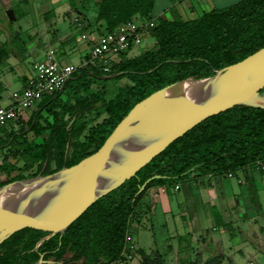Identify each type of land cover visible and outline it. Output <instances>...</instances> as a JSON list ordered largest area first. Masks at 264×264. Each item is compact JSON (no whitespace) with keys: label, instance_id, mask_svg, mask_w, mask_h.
<instances>
[{"label":"trees","instance_id":"obj_1","mask_svg":"<svg viewBox=\"0 0 264 264\" xmlns=\"http://www.w3.org/2000/svg\"><path fill=\"white\" fill-rule=\"evenodd\" d=\"M68 1L77 9H86L90 1L96 3L99 33L133 18L154 19L149 34L156 40L155 47L134 56L129 55L131 49L123 52L121 59L110 64V72L98 65L78 66L64 89L44 95L28 119L0 127V186L29 177L23 172L1 176L10 156L22 158L25 169L37 166L30 176L53 174L96 152L130 110L156 90L187 77L214 75L264 47V0H240L188 20L155 16V0ZM83 20L89 31L92 22ZM8 51L9 47L3 53ZM113 74V79L130 82L108 100L102 86L94 88L93 84L111 80L105 76ZM64 94L68 98H63ZM102 112L107 116L91 125L87 116L96 113L94 120ZM260 162L264 164V109L234 105L177 138L135 176L93 203L63 235L57 233L45 240L38 250L37 243L53 227L31 225L14 233L0 245V264H33L41 255L55 261L43 264H108L121 257L131 224L141 221L150 188L177 185L192 174L225 178L230 172L236 176L242 172L248 183L252 170L264 172ZM154 175L161 177L137 195ZM137 253L142 264H165L160 253L150 256L143 249Z\"/></svg>","mask_w":264,"mask_h":264},{"label":"water","instance_id":"obj_2","mask_svg":"<svg viewBox=\"0 0 264 264\" xmlns=\"http://www.w3.org/2000/svg\"><path fill=\"white\" fill-rule=\"evenodd\" d=\"M6 13L11 21L16 19L12 8ZM263 89L264 47L214 75L187 77L156 90L130 110L96 152L53 174L1 185L0 245L31 225L53 227L37 243L38 250L45 240L63 235L93 203L209 116L238 104L264 109ZM159 177L146 180L137 195ZM54 262L41 255L33 264Z\"/></svg>","mask_w":264,"mask_h":264},{"label":"crops","instance_id":"obj_3","mask_svg":"<svg viewBox=\"0 0 264 264\" xmlns=\"http://www.w3.org/2000/svg\"><path fill=\"white\" fill-rule=\"evenodd\" d=\"M227 2L230 1L155 0L154 12L157 17L188 20L199 17L201 7L212 10L227 6ZM86 6V9H77L68 0H37L34 8L43 16V27L35 28L31 22L27 23V39L21 38V32L15 33L7 54L1 51L4 42L0 44V105L11 104L12 93L27 85L34 75V64L44 58L47 49L55 48L63 61L72 63V57L79 51L73 36V30L78 29L72 23L73 15L85 18L84 11L97 10L95 2L90 1ZM66 19L70 20L68 27ZM92 31H96L93 23L89 31H81V36ZM32 56L36 58L31 60ZM81 58L82 65L86 56ZM37 106L27 110L23 118L28 119ZM250 177L255 180L256 172L252 170ZM227 178L194 177L192 174L185 183H179L178 189L176 185L150 188L144 199V214L141 221L134 224L131 241L137 249L149 253L144 248L147 244L151 252L162 255L165 264L196 260L200 264H231V205L240 199L236 194L231 199V183ZM240 201L247 205L249 202L247 199ZM215 216L224 230L214 235L208 232L210 228L217 231L222 225L214 224ZM135 228H143L140 245L138 238L137 244L133 239ZM159 244H166V248H159Z\"/></svg>","mask_w":264,"mask_h":264},{"label":"rangeland","instance_id":"obj_4","mask_svg":"<svg viewBox=\"0 0 264 264\" xmlns=\"http://www.w3.org/2000/svg\"><path fill=\"white\" fill-rule=\"evenodd\" d=\"M229 1L230 2H227L229 3L227 6L240 0ZM35 4H37V0H28L27 2L18 0H0V44L4 42V47L1 48V51H4L8 47L9 42L12 41V36L17 32H21V38L23 37V39H27L28 33H26L27 28L25 27L27 23L31 22L35 28L43 27V16L41 13L35 10ZM12 7L16 16L14 21H11L6 13V9ZM94 9L92 11H84L85 18L86 21L92 22L94 26H98V23L95 20L97 10L96 8ZM200 10L199 16L203 15L207 11H210L211 9L208 7H201ZM69 23L70 20L66 19L65 25L67 27ZM73 36L75 37V41L77 43L76 47L79 51L72 57L71 61L77 67L81 65V61L83 60L81 57L84 58L90 53L91 42L83 40L81 37V31L78 29L73 30ZM155 43V38L147 33L144 36L142 42L129 52V55H138L146 49H152L155 47ZM127 54L128 53H126V55ZM34 58L36 57L32 56L31 60H34ZM110 58H113V56H110ZM119 59H121V56L115 58V60ZM129 82L130 81H128L127 78H111V80L108 81H95L93 87L100 88L102 86V92L105 98L109 100L117 94L122 86ZM63 98H68V95L64 94ZM45 115L47 116V112H45ZM95 116L96 113H92L87 116V118L91 119L92 121L91 125L101 122L107 116V114L102 112L100 116L93 120ZM47 133L48 132L41 136L38 139V142H41L43 138L47 136ZM2 157L3 155L1 154L0 164L2 163ZM25 164L26 162L22 158L10 156L4 163L5 169H3L1 176L5 177L6 174H9L10 176H16L23 172L25 175L33 177L30 175H32L37 170V166L25 169ZM253 171L256 172V178L255 180L248 179V183L245 182L242 172H240L238 176L227 178V182L231 183V199L236 194L240 200L247 199L250 202H248L247 205L246 203L244 204L239 200L236 204L234 203L231 205V236H229V238L231 237V264H264V172L260 171L259 169H254ZM240 179L244 181V183L240 182ZM171 186L172 185L169 187ZM218 220V216H215L214 224L221 225L222 223H220ZM134 224H136L135 221L133 224H131V234L133 233ZM222 226L223 224L217 231L210 228L208 232H211L214 235L220 234L221 231L223 232L224 230V226ZM142 230L143 228L134 229L133 239L134 241H137L138 238L139 245ZM158 247L164 249L166 248V244H159ZM144 248L149 251L148 254L150 256H155L156 253L154 254L151 252L152 250L150 249L152 248L147 246V244L144 245ZM137 252L135 253L134 258L131 260V264H142L141 256ZM214 258L215 255L212 257V259Z\"/></svg>","mask_w":264,"mask_h":264},{"label":"built area","instance_id":"obj_5","mask_svg":"<svg viewBox=\"0 0 264 264\" xmlns=\"http://www.w3.org/2000/svg\"><path fill=\"white\" fill-rule=\"evenodd\" d=\"M72 23L76 24L80 31L85 28L83 18L77 14L73 15ZM154 25V19L133 18L119 24L111 31L83 33L82 39L90 41L91 44L88 58L82 65H98L103 67L104 71L110 72V64L118 61L115 58L138 46L144 36L149 33V28ZM76 68L72 63L63 61L55 48L47 49L44 58L34 64V75L29 78L27 85L22 90L12 93L11 104L0 105V127H7L19 118H23L27 110L42 101L44 95L64 89ZM260 165L264 168L262 162ZM235 176L231 172L228 174L230 178ZM240 182H242L241 179ZM179 187L180 185L177 184L176 189ZM136 252L137 246L131 241V232L129 231L121 257L108 264H131Z\"/></svg>","mask_w":264,"mask_h":264}]
</instances>
